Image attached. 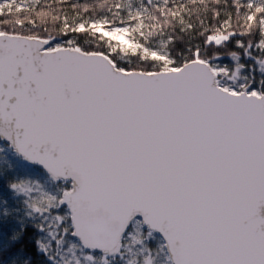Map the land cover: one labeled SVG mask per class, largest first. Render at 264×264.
Segmentation results:
<instances>
[{
    "label": "snow or ice",
    "instance_id": "1",
    "mask_svg": "<svg viewBox=\"0 0 264 264\" xmlns=\"http://www.w3.org/2000/svg\"><path fill=\"white\" fill-rule=\"evenodd\" d=\"M38 5L0 0V264H264V79L236 51H176L184 3ZM246 8L259 40L236 46L264 75V0Z\"/></svg>",
    "mask_w": 264,
    "mask_h": 264
},
{
    "label": "trees",
    "instance_id": "2",
    "mask_svg": "<svg viewBox=\"0 0 264 264\" xmlns=\"http://www.w3.org/2000/svg\"><path fill=\"white\" fill-rule=\"evenodd\" d=\"M129 0H39L38 10L49 11L54 15H59L61 18L64 15H67L71 21L73 18H94L101 15H108L111 19V13L107 12V7H101V5L111 6L114 3H128ZM136 5H139L142 0H132ZM153 2L162 3L163 0H153ZM248 0H204V4H200V0H196V3L193 4L192 0H169V7L174 5H179L184 3L188 9H191V16L187 13H182L185 17L186 22H190L194 25L192 30L187 32L180 31V25L175 23L172 28H168V32H172L174 36L177 37L176 42V51L186 50L189 47L194 45H201L202 50H208L212 53H216L219 50L220 59L216 60L215 63L226 65L229 67L235 66V61L228 55L232 51H236L241 54L243 63L247 66V71L245 74L253 77L255 81V89L259 90L261 88L260 81L264 79V75L261 74V69L258 61L261 59V53L255 47L250 51L252 53L251 57L243 55L242 50L238 49L236 46V40H242L245 44L252 40L253 43L258 42L259 35L258 33L252 36L245 35L240 36L239 33L244 29L241 27L244 24V15L248 12L246 8ZM143 3L148 4V0H143ZM237 3L240 7L237 8ZM76 5L75 8L72 6ZM206 5V8H205ZM84 6H88V11H84ZM149 6V10L155 12V9ZM113 11H116L113 8ZM77 13L80 14L77 17ZM124 15V13H121ZM7 19L5 16H0V22ZM203 21V24H201ZM225 21H228L231 24V28L225 24ZM39 24V20H37ZM60 26V22H52L49 18L48 22L42 27L38 28L43 35L47 33L43 32V27H47L49 32L55 34L56 27ZM0 27H11V25H4L0 23ZM207 27L209 29L221 28L222 30L232 31L237 33L233 38H230L229 41H226L224 45H211L204 44L203 36L200 33L203 32V29ZM80 37V42L83 43L84 34H73L69 33L67 37H58V40L61 44H66L68 39H72L73 36ZM251 83V81H250ZM32 235V233H30ZM40 258H38L39 260Z\"/></svg>",
    "mask_w": 264,
    "mask_h": 264
}]
</instances>
